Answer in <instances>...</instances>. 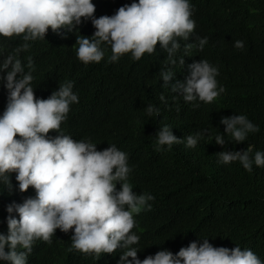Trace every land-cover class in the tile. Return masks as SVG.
<instances>
[{
  "label": "trees",
  "instance_id": "16d2710c",
  "mask_svg": "<svg viewBox=\"0 0 264 264\" xmlns=\"http://www.w3.org/2000/svg\"><path fill=\"white\" fill-rule=\"evenodd\" d=\"M94 15H113L132 0H92ZM196 27L188 41L180 40L179 62L169 83L184 82L190 74L189 65L208 60L219 69L217 80L225 91L212 103L199 102V107L186 103L182 96L164 85L160 76L166 70V52L156 51L135 61L125 54L117 62H109L111 49L104 46L100 63L84 65L76 57L81 35L91 37V22L79 30L56 34L49 29L45 40L28 42L27 50L21 36H0V61L15 55L25 65L32 60L35 96L47 99L59 85L73 83L79 103L73 104L61 131L74 140L90 139L97 150L115 144L128 154L132 167L129 183L133 191L150 193L151 210L135 216L140 236L138 257L143 260L160 250L175 254L190 242L208 238L214 246L251 249L264 261V168L253 166L247 172L239 162L218 163L221 151H241L251 146L252 153L264 151V0H191ZM208 38L200 50L198 38ZM242 41L244 47H235ZM192 44L185 56L184 44ZM165 97V102L160 96ZM7 103V91L0 85V114ZM160 109L158 117L145 113L147 105ZM244 114L259 126L241 143H215V135L223 134L222 117ZM162 125L170 126L181 143L170 151L156 150V132ZM206 130L195 148L185 146L184 137ZM57 133L50 132L55 136ZM226 140H230L227 136ZM15 186V174L12 175ZM117 184V188H119ZM35 195L26 192H0V232L7 233L5 206L20 203ZM68 234L56 230L52 244L37 240L28 256V264H118L122 250L113 254H83L71 247ZM7 250V248H6ZM131 259V258H129Z\"/></svg>",
  "mask_w": 264,
  "mask_h": 264
},
{
  "label": "clouds",
  "instance_id": "9594fccd",
  "mask_svg": "<svg viewBox=\"0 0 264 264\" xmlns=\"http://www.w3.org/2000/svg\"><path fill=\"white\" fill-rule=\"evenodd\" d=\"M92 0H0V36H21L25 42L20 50L30 47L28 42L45 40L53 33H72L84 22L95 28L91 37L76 39L77 59L84 65L100 63L109 46V62H117L125 54L138 61L144 54L156 51L157 43L166 52V70L160 76L173 93L186 103L199 107V102H214L224 91L219 85V69L208 60L189 65L190 74L184 82L169 83L180 56V40L188 41L196 23L192 18L191 0H132L119 7L113 15L97 18ZM208 38H198L197 47L203 50ZM235 47L242 49V41ZM192 44L186 43V54ZM25 65L15 55L0 61V85L7 91V103L0 114V192L14 190L23 193L30 187L35 195L22 202L5 206L7 233L0 232V264H28V256L37 240L52 244L56 230L68 234L71 247L83 254H113L122 250L118 264H264L251 249L214 246L208 238L190 242L173 254L157 251L143 260L138 257L140 236L135 216L151 210L155 197L150 193L133 191L129 181L132 171L128 154L115 144L97 150L90 139L74 140L61 131L73 104L79 96L73 83L59 85L47 99L35 96L32 60ZM165 102V97L160 96ZM160 109L147 105L145 113L158 117ZM224 133L215 135V143L245 142L250 133L260 131L244 114L222 117ZM168 125L156 132V150L172 149L181 143ZM50 132L57 133L55 136ZM206 130L184 137L185 146L195 148ZM230 138L226 140L225 137ZM239 164L249 173L253 166L264 168V151L252 153L251 146L241 151H221L218 163ZM15 174L14 186L12 175ZM119 184V188H117ZM7 248V250H6ZM131 258V259H129Z\"/></svg>",
  "mask_w": 264,
  "mask_h": 264
}]
</instances>
